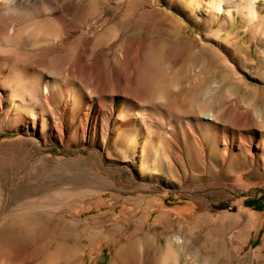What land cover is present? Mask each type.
I'll use <instances>...</instances> for the list:
<instances>
[{"label": "rangeland", "instance_id": "374dc122", "mask_svg": "<svg viewBox=\"0 0 264 264\" xmlns=\"http://www.w3.org/2000/svg\"><path fill=\"white\" fill-rule=\"evenodd\" d=\"M218 3L17 0L0 19V264H159L164 247L264 264V0ZM159 65L202 96L166 111ZM84 98L97 141L77 136Z\"/></svg>", "mask_w": 264, "mask_h": 264}, {"label": "bare ground", "instance_id": "6f19581e", "mask_svg": "<svg viewBox=\"0 0 264 264\" xmlns=\"http://www.w3.org/2000/svg\"><path fill=\"white\" fill-rule=\"evenodd\" d=\"M218 1H219V3L217 5V8H218L219 11H221L223 9V5L228 0H218ZM238 12H242V10L239 9ZM133 46H134V51H138L139 48H140V46L138 44H135ZM158 69H159V71H158L159 72V77H158V82H157V85H156V91L157 92L154 95L155 96L154 99H162V100H164V106L163 107L166 108V111L170 109L169 105H170L171 101L176 99V98L178 100H182V101L183 100L184 101L190 100V104L193 105L196 102V100H198L202 96L204 91L196 93L194 87H190L191 90L189 92H191L193 95H191V97L189 96L190 97L189 99H187V97L186 98H184V97L180 98L179 95H178L179 97H176L175 94L172 91L171 82H170L169 77H168V75L166 73V67L164 65H159ZM105 89H106L105 83H100L97 86V93L99 95H103L106 92ZM45 100H47V101L50 100L48 92H46V94H45ZM83 100H85L84 101L85 104H84V108H83L82 121L80 123L78 121L76 122V124L79 126V129L77 131V136H78L80 141H81V139H84L85 137L87 138V141H90V135L92 133L94 135V137H95V141H97V139L99 137V130L101 128L100 126L102 125V121H103V119H100L101 108L99 109V108L95 107V105L93 103L89 102L88 101L89 99H87V98H84ZM95 108H97L98 110H96ZM78 110H79V108H76L75 116H77ZM107 116H110V114L107 113ZM164 118H165L164 119L165 123H167L168 116L166 115V117H164ZM133 122H134V120L127 119L125 122L121 123V126L122 127H130L131 125H133ZM75 131H76V129H75ZM56 134L58 135V138L61 140L62 136L64 134V130L60 129V131H57ZM160 138H161L160 140H161V143H162V146H163V152L160 154L161 155L160 158H161V161L163 163V167H164L165 171L167 173H169L168 172L169 171V164H170V162H169V141H168V138L165 137V136L160 137ZM151 147L152 148L150 149L148 154L153 159L154 145L151 144ZM157 156L158 155L155 156L156 160H158ZM152 168H153V164L148 166L149 170L152 169ZM132 245L135 246L136 251H137V249L139 248V245H140V239L134 240L132 242ZM137 253H139V252L137 251ZM159 253H160L159 264H173V262H174L173 253L167 247H164ZM135 264H144V263H142L141 261H136Z\"/></svg>", "mask_w": 264, "mask_h": 264}, {"label": "clouds", "instance_id": "9594fccd", "mask_svg": "<svg viewBox=\"0 0 264 264\" xmlns=\"http://www.w3.org/2000/svg\"><path fill=\"white\" fill-rule=\"evenodd\" d=\"M17 0H0V19H7L17 14Z\"/></svg>", "mask_w": 264, "mask_h": 264}]
</instances>
